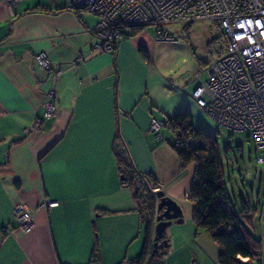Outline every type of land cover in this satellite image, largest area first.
<instances>
[{
	"label": "crops",
	"instance_id": "crops-1",
	"mask_svg": "<svg viewBox=\"0 0 264 264\" xmlns=\"http://www.w3.org/2000/svg\"><path fill=\"white\" fill-rule=\"evenodd\" d=\"M67 5L0 0V264H89L94 246L96 264H129L139 254L143 224L130 190L120 183L112 152L117 138L136 171L151 173L182 209L188 204L193 165L180 168L170 130L162 125L153 131L150 119L163 121L184 109L203 127L194 123L202 114L191 97L194 76L170 79L163 64H154V29L121 39L114 52L93 49L95 18L83 12L79 20ZM34 6L48 9L26 11ZM40 51L51 69L33 63ZM50 90L55 112L44 118ZM44 197L56 204L39 207ZM18 202L31 209L27 232L13 218ZM254 214L258 230L253 215L251 232L260 238L264 264V215ZM181 223L182 243L218 264L217 246L205 230L195 229L191 214H183Z\"/></svg>",
	"mask_w": 264,
	"mask_h": 264
},
{
	"label": "built area",
	"instance_id": "built-area-1",
	"mask_svg": "<svg viewBox=\"0 0 264 264\" xmlns=\"http://www.w3.org/2000/svg\"><path fill=\"white\" fill-rule=\"evenodd\" d=\"M72 5L100 16L94 28L102 37L101 46H93L97 50L111 48L110 39H118L119 34L110 26L119 22L128 26L155 25L156 41L173 40L162 26L165 24L215 23L224 38V49L203 69L204 80L199 78L203 70L194 74L198 83L191 97L214 125L247 132L261 151L256 162L264 166V0H74ZM34 63L39 68H50L45 52H37ZM47 97L44 117L55 112L53 90L47 92ZM34 125H38V119ZM159 126L151 117L150 128L157 131ZM55 204L44 197L38 206ZM13 215L17 226H30L31 209L25 203H16Z\"/></svg>",
	"mask_w": 264,
	"mask_h": 264
},
{
	"label": "trees",
	"instance_id": "trees-1",
	"mask_svg": "<svg viewBox=\"0 0 264 264\" xmlns=\"http://www.w3.org/2000/svg\"><path fill=\"white\" fill-rule=\"evenodd\" d=\"M67 6L70 5L68 4ZM45 9L48 8L34 6L26 11ZM68 9L75 12L79 20L81 19L80 14L83 12L93 15L95 21L93 26L90 27V32L94 36L95 41L91 46L93 48L95 44L100 43L102 37L99 36L98 30L94 29L100 16L75 6H71ZM146 25L150 24L128 26L119 22L110 26L119 34V37L118 39L116 37L110 39V49L99 48L98 51L114 52L117 43L121 39L137 35L146 28ZM187 25L190 26L189 24ZM187 25H185V29ZM137 50L144 59H148V53L142 45L138 46ZM222 50L218 53L220 54ZM213 60L214 58L204 63L201 70ZM42 117H44L43 114ZM37 119L39 122L40 118ZM155 120L160 126L165 125L170 130L171 137L168 143L179 158L180 168H185L191 163L193 165L192 180L187 192V199L191 204V220L195 229L205 230L217 246V263L261 264L260 238L259 236H254L250 228L246 226L248 224L251 225L254 213L257 210L259 211V209L261 211L262 203H255V205L249 207V204L241 195H238L237 203L231 199L224 181L222 164L214 134L207 132L201 126L194 125L190 114L184 109L173 112L163 121ZM246 136L249 138L247 134ZM112 152L121 176L120 183L130 190L131 197L135 202L136 210L143 224V242L140 252L134 259L129 261V264H166L165 256L169 249L168 240L166 246L158 248L156 252L151 254L152 226L154 216L157 213L155 192L160 190L158 182L151 173H140L134 169L128 151L120 139L117 138L112 145ZM14 184L18 186L17 181ZM152 187L157 189L151 191ZM246 223L247 225L245 226ZM98 257V250L94 246L90 254L89 264H96L99 260ZM241 258H246V260Z\"/></svg>",
	"mask_w": 264,
	"mask_h": 264
},
{
	"label": "rangeland",
	"instance_id": "rangeland-1",
	"mask_svg": "<svg viewBox=\"0 0 264 264\" xmlns=\"http://www.w3.org/2000/svg\"><path fill=\"white\" fill-rule=\"evenodd\" d=\"M16 1L18 0H10L12 3ZM67 1L70 5L67 6V8L73 6L72 3L74 0ZM85 6L88 7L87 5ZM188 24L190 26L185 24L187 25L186 29L184 28V24L162 25L173 37V40L156 41L154 64L157 66L163 64V67L160 69H163L167 74L166 76L170 79H172L174 75H179L181 73L189 74V72L194 76L195 73H199L203 68L204 63L215 58L219 54L218 52L224 48V39L215 23L197 21ZM145 27L155 30V25L153 24L146 25ZM154 34L152 35L153 37ZM191 58L193 61H191ZM193 64L195 66H193ZM49 67H51L50 64ZM199 77L201 80H204L206 78L205 72L201 71ZM194 79L198 83V79L195 78V76ZM194 85L195 83L193 84V87L196 86ZM194 123L202 125L207 131H209V133L214 134L215 136L222 164L224 181L231 199L237 203L238 195H241L249 204V207L255 205V203H262L261 211L259 210V216L262 217L264 215V166L256 162V156L259 155L261 151L256 149L253 142L247 138V132H231L222 127H218L203 113L195 116ZM151 191L153 190L151 189ZM186 202L189 205L184 204L183 209L181 208L182 214L190 217L191 204L188 200H186ZM47 207L45 206L42 208ZM254 218L253 226L255 231H257L258 225L255 214ZM14 221H16L15 218ZM178 225L182 226L183 224H171L166 228V238H168L169 233L171 232H173L174 235L172 233V239H170V241L168 240L169 249L165 256V263L214 264V262L200 251V249L194 250L193 247L188 244L189 242L187 240H184L182 243V233L177 231ZM246 225L247 223L245 226ZM32 227L33 219L27 229L25 227L19 228L24 232H27ZM246 227L251 230L249 224Z\"/></svg>",
	"mask_w": 264,
	"mask_h": 264
},
{
	"label": "water",
	"instance_id": "water-1",
	"mask_svg": "<svg viewBox=\"0 0 264 264\" xmlns=\"http://www.w3.org/2000/svg\"><path fill=\"white\" fill-rule=\"evenodd\" d=\"M155 197L157 198L155 202L157 213L154 216V224L152 226L151 254L156 252L158 248L167 245L166 228L171 223H181L183 221L181 207L175 200L165 196L161 190L155 192Z\"/></svg>",
	"mask_w": 264,
	"mask_h": 264
},
{
	"label": "bare ground",
	"instance_id": "bare-ground-1",
	"mask_svg": "<svg viewBox=\"0 0 264 264\" xmlns=\"http://www.w3.org/2000/svg\"><path fill=\"white\" fill-rule=\"evenodd\" d=\"M191 24V23H190Z\"/></svg>",
	"mask_w": 264,
	"mask_h": 264
}]
</instances>
